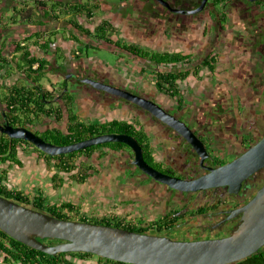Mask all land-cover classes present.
Listing matches in <instances>:
<instances>
[{
  "label": "flooded vegetation",
  "instance_id": "1",
  "mask_svg": "<svg viewBox=\"0 0 264 264\" xmlns=\"http://www.w3.org/2000/svg\"><path fill=\"white\" fill-rule=\"evenodd\" d=\"M97 1L98 7L88 15L86 11L75 13L76 25L69 26L70 29L61 26L66 34L70 33V40L56 36L58 31L48 26L55 21L47 19L48 16L42 20L39 28L30 29V33H47L45 41H51L48 48L36 50L33 55L47 60L48 64L39 72L42 73L39 81L21 74L23 79L20 80L23 82H19L27 91L41 86L39 92L45 96L44 106L53 110V113L43 117L53 115L57 120L67 111L66 127L62 129L50 123L43 124L35 114L32 121H22L20 112L17 115L21 121L15 122L12 120V107L7 106L6 100L4 103L0 101V125L24 126L41 137L47 131L67 134L72 122L69 107L75 115L74 123L97 125L100 132L102 123L116 121L128 124L132 128L127 131L110 126L102 133L132 136L137 133L134 137L142 147L145 161L154 169L181 179L200 177L210 168H217L240 157L264 138V0H163L166 5L158 0ZM47 12L48 7L41 13L47 15ZM104 21L112 25L107 34L111 39L108 43L100 40L101 35L96 32ZM22 31L23 28L5 37L7 43L4 41L0 47L1 56L7 57L9 63L4 65L6 72L3 70V76L19 72L16 67L18 57L14 62L12 56L13 43L19 39L18 34L24 35ZM53 31L56 32L52 34ZM2 34L0 36L4 39ZM94 45L96 48L106 47L121 52L134 62V72L129 65L130 68H125V74H119L102 65L98 59L86 57L88 49ZM127 47L133 48L132 52ZM6 49L13 52L6 54ZM159 56L167 60L159 62ZM37 66L35 64L33 68ZM47 73L56 77L48 87L41 83ZM58 81L59 85L55 84ZM93 81L158 103L193 131L203 143L206 156L201 161L193 147L173 128L134 103L93 87L90 84ZM17 82L9 83L8 87ZM55 89L57 91L53 95ZM67 95L71 96L69 101ZM59 111L60 116L56 118ZM82 111L89 120L81 118ZM0 136L8 137L2 132ZM16 140V146L18 143L28 144ZM100 148L103 150L96 155L95 150ZM33 152L34 155L29 158L31 168L34 171L46 168L47 183H61L66 174L73 172L72 178L84 186L82 192L89 194L90 204H106L105 207L95 205L88 214L83 213L79 218L84 215L87 220H119L123 219L119 214L114 216L101 212L115 211L117 206H123L124 210L130 212L132 209L141 212L147 203L148 207H151L150 204L155 206V217H149L147 221L142 217L137 218L132 224L144 228L146 233L178 240L232 234L242 223L243 212L240 209L264 185L263 165L246 176L236 189L219 185L196 192H180L152 179L133 165V155L123 143L95 145L89 152L85 149L74 151L72 157L68 155L70 153L50 156L36 149ZM100 154L106 155L104 166L94 162L96 157L101 158ZM5 163L10 168L14 166ZM68 165L72 167L65 170ZM17 168L30 169L27 163ZM126 172L129 175L124 180L135 183L133 189L128 191L136 197L133 207L130 203H123L126 191H122L123 187L118 181ZM7 180L8 188L15 189L9 177ZM148 184L152 190L146 189ZM144 188L147 193L142 196ZM53 198L50 199L52 203ZM92 198L96 202L93 203ZM174 217L176 220L172 221ZM260 249H264V246ZM71 255L63 259L75 264H110L94 254Z\"/></svg>",
  "mask_w": 264,
  "mask_h": 264
},
{
  "label": "water",
  "instance_id": "2",
  "mask_svg": "<svg viewBox=\"0 0 264 264\" xmlns=\"http://www.w3.org/2000/svg\"><path fill=\"white\" fill-rule=\"evenodd\" d=\"M158 1L167 4L163 0ZM90 84L145 109L178 132L193 147L201 161L206 156L203 143L193 131L158 103L109 84L97 81ZM0 132L12 139L25 140L50 156L104 143H123L133 155V165L152 179L180 192H196L219 185L236 189L246 176L264 165V138L240 157L217 168H210L208 173L200 177L181 179L150 166L144 159L141 145L132 135L102 133L58 145L44 140L24 126L0 125ZM240 211L243 212L242 223L228 236L178 240L105 224L61 219L35 209L32 199L26 206L0 195V230L26 246L49 255L84 252L128 264H232L251 256L264 246V185ZM43 239H49L52 243L47 244Z\"/></svg>",
  "mask_w": 264,
  "mask_h": 264
},
{
  "label": "trees",
  "instance_id": "3",
  "mask_svg": "<svg viewBox=\"0 0 264 264\" xmlns=\"http://www.w3.org/2000/svg\"><path fill=\"white\" fill-rule=\"evenodd\" d=\"M3 1V0H2ZM46 1L49 0H32L31 5L27 4V0H25L24 5L20 4V8L18 10L13 9L12 14L9 16V20L14 16L20 14L21 21H25L26 24L32 29L35 30L36 28H39L42 24V20L47 17L49 20H54L55 22H60V26L67 27V26H74L76 25L74 18L71 17L70 11L78 12V11H86L87 15L93 10L98 7L97 0H92L95 3H92L88 5L87 3H81L74 1L72 4L69 3V0H50L52 1L49 6V12L42 14L41 12L45 11L47 9V3ZM2 5V4H0ZM6 6V5H5ZM7 8H3L5 11ZM73 12V13H74ZM14 18V17H13ZM50 22V21H49ZM54 23V22H52ZM24 24V23H23ZM26 24H24L26 26ZM49 27H52L51 24L48 25ZM8 25L4 28V30L8 29ZM112 25L108 23L107 21H104L98 28H96V32L101 35L100 40H103L105 42H111V39L108 38L107 34L111 31ZM52 31V30H51ZM56 31L51 32L54 34ZM46 33V32H45ZM44 32H31L27 36L21 37L18 39L15 43H13L14 49L13 51L15 53H19L18 61L16 62V67L18 68V71L20 74H25L27 77L32 78L34 80L39 81L40 77L42 76V73H39L41 70L45 68V66L48 64L47 60L36 58L34 55L31 54L30 50H28V45L24 44L26 41H32L33 45L37 46L39 49H46L49 46L50 39L46 40L44 37ZM5 37V36H4ZM23 42V43H22ZM130 52L133 48L127 47ZM12 51V52H13ZM1 53V51H0ZM159 62H165L166 57L159 56L158 57ZM0 73L4 70L6 72V68L4 65H9L7 62V57L1 56L0 54ZM35 64H38L37 67L33 68ZM27 67V69L25 68ZM170 76L168 75V78ZM37 83V82H36ZM40 86V85H39ZM42 87L40 86L39 89L34 88L33 91L29 90L27 91L26 88L23 86V84L17 82L16 84L9 87L8 91V99L6 100L8 102V105L10 108L12 107L11 111L14 113L12 120L15 122H19L20 117L17 115L18 112H26L28 114H48L53 113L52 109H46L44 106L45 96H42V92H39ZM44 91V89H43ZM46 91V90H45ZM44 91V92H45ZM70 96V95H69ZM68 97V101L71 99V96ZM69 103V102H68ZM66 103V105L68 104ZM70 106V104H69ZM70 113V120L72 121L70 125L67 128V134H62L60 131H47L42 134V137L44 140L52 142L54 144H69L73 141H79L83 138L91 137L94 135H98L104 131L107 127H119L121 131H127L128 128H132L128 124H123L120 122L112 121L110 123H102L100 127L102 128V132L99 131V128L97 125L92 124H82V123H74L75 115L73 114L72 109L69 107L68 109ZM56 114V113H55ZM60 116V111L56 114V118ZM110 127V128H111ZM131 133V132H129ZM134 136H137V133L133 134ZM18 140L12 139L9 137H2L0 136V162H8V164L12 163L17 167L22 166V161L19 158L17 152H16V142ZM25 141V140H22ZM26 142V141H25ZM120 145V143H104L99 144L97 146H114V145ZM92 148H95V146L87 147L85 148L86 151H91ZM37 151H40L36 149ZM80 151V150H79ZM75 152H72L68 154L70 157ZM61 156V155H60ZM50 158V157H47ZM72 167V165L65 166V170H69ZM68 172V171H67ZM61 181V180H60ZM7 178L6 175L3 173V175H0V195L3 197H6L8 199H11L13 201H16L22 205H29L31 199L33 200V207L37 210L44 211L48 214H52L55 217L61 218V219H71L69 214L65 212L66 211H75L77 212V207L69 201L61 202L60 204H51L50 199L44 194V192L39 191L36 195L30 197L26 194H24L20 190L16 189H8L7 185ZM54 185V184H53ZM165 219L167 217H164ZM80 221H88L91 223H99V224H105L110 225L114 227H119L123 229H127L130 231L140 232V233H146L147 231L144 228H137L132 223H129L125 219H109V218H102L99 221H96L94 219L87 220V218L82 215L80 218H78ZM164 220V219H163ZM172 221L176 220V218H171ZM162 222L161 220L159 221ZM161 227V226H157ZM45 243H49L48 241H51L49 239H43L42 240ZM0 253L3 255V261L2 263H8V264H61L64 262H68V264H75L74 262L68 261L67 259H63L64 256L75 254L74 252H66V253H57L56 255H49L44 252H41L39 250L33 249L31 247L26 246L25 244L9 237L7 234L2 232L0 230ZM91 253H84V252H77V255L81 256H87ZM107 263L110 264H128V263H122L119 261H113L109 259H105ZM232 264H264V249H259L256 253L252 254L251 256L240 260L236 263Z\"/></svg>",
  "mask_w": 264,
  "mask_h": 264
},
{
  "label": "rangeland",
  "instance_id": "4",
  "mask_svg": "<svg viewBox=\"0 0 264 264\" xmlns=\"http://www.w3.org/2000/svg\"><path fill=\"white\" fill-rule=\"evenodd\" d=\"M23 3H25V0H3V1L0 0V4H2V5H0V35L3 33L2 34L3 37H4V34L7 33V30H4V28L8 25L7 22H10L9 19H8L9 14L10 13L12 14V12H13L12 9L18 10L20 8V4L24 5ZM31 3L30 4L27 3V4L28 5H31ZM3 8H7V9L4 11ZM20 16H21L20 14L14 15V18H19L20 19ZM23 22L24 21H21V19H20V22L16 25L15 31L19 32V31L22 30V28L24 30V33L22 32L24 35L18 34V37L19 38L20 37H24L26 34H28V35L30 34V29L31 28L28 25L25 26L23 24ZM84 22H87V21L84 20ZM54 25H56V24H52V27H50V29H53L54 28ZM114 35H116V34H114ZM5 37L8 38V36H5ZM5 37L3 39L0 36V47L3 45L2 43H4V41L6 42V40H5L6 38ZM115 37L116 36H114L113 38H115ZM32 43L33 42H30L29 43V44L32 45V48L34 50H39V48L37 46L33 45ZM5 47H6V45H5ZM5 52H6V54H9V53L12 52V49H10V50H7L6 49ZM33 54H34V52L32 53V55ZM18 56H19V53H16L15 55L13 54L12 59L14 60V62H15V60H16V58ZM86 57H88L89 59L90 58L98 59L99 61H101L100 63L102 65H104L105 67H107L109 69L116 70L119 74H121V73L122 74H125V71H126L125 68L126 67L130 68V66H132L131 70L133 72H134V70L136 68L134 62L132 60L129 61L128 58L126 56H124L121 52L112 51V50L107 49L106 47L96 48L95 45H94L93 47H91V48L88 49V53H87V56ZM0 63H1V61H0ZM14 65H15V63H14ZM51 78H53V80H51ZM55 78L56 77H52L51 76V73H47V74L44 75V78L41 79V83H42L43 86H47L48 87V85L51 84V82H53L55 80ZM20 79H23V76L21 74H19V72L12 73L11 76H9V75L8 76H6V75L3 76V71L0 73V101L1 102L4 103L5 100L8 99V95H9L8 94V91H9L8 84L11 83V82H13V81H16V80L18 82L19 81L20 82H23ZM55 84L59 85V81L57 83H55ZM57 89H55V90L52 91L53 95L56 93ZM48 90H49V88H48ZM5 110L6 109L4 108V111ZM20 113H21L20 117L22 118V121H26V120L32 121L34 119V116H35L34 114H28V113L22 112V111H20ZM79 113L80 114L83 113V115H82L83 117L80 116L82 119H84L85 121L86 120H89L88 119V116L84 114L85 113L84 111H82V113L81 112H79ZM67 114H68V112L67 111H64L63 112V116L60 117L57 120H54V116L53 115L51 117L47 118V117H43V116H45V114H38L37 115L38 116L37 119H38V121H40L43 124L48 125L50 123L54 127H58V128L64 129L66 127V124L68 123ZM29 127L30 128L31 127L33 128L34 126H29ZM28 144H30V143H28ZM28 144L18 143L17 146H16L18 148L16 150V152H17L19 158L22 161V165H24L25 163H27V164L29 163V158L31 157V153H34L33 151L35 149H37L33 145H31V144L28 145ZM22 150L24 152H21ZM102 150H103V148L96 149L95 150L96 151V155L100 151H102ZM96 158L97 159L94 161L96 164H98V165H100V164L103 165L104 164L105 165V163H106L105 162V160H106V155L105 154L104 155H101V158H100V156L99 157H96ZM80 160L83 161V162H85V159L82 160V158H80ZM69 161L71 162V160H69ZM88 161L89 160H87V163L86 164H88ZM49 166H50V164H49ZM96 167L98 168V166H96ZM13 170H15V171H22L21 169H18L17 166H15V165L10 168L9 166H7V164L5 162L4 163L3 162H0V175H3V173H4L6 175V178H8L9 175H10V173H12L13 174V177H15L17 175V173H14L15 171H13ZM72 173L73 172H69L68 174H66V176H68L67 178H66V176L65 177L63 176L64 177V180L62 179L61 183L59 181H56L55 185L57 186L56 187L57 191L59 189H62L65 192L63 194H65L66 196L67 195H70V196L73 197L72 202L77 207V212L70 211L69 212V216L73 220H78V218H79V216L81 214L84 213V215H86V214H88L90 212V210L92 208H95V207H105L106 204L104 205L102 202H99L98 204H95L97 206H95L92 203L90 204V202H89L90 201L89 194L88 193H85V192H82L84 186H80V184L77 182V180H74L72 178ZM31 175L32 176H35V181H33V183L37 184V180H40L41 183L43 182V177H36V173H32ZM128 175H129V173L126 172L125 175L123 174L121 177L118 178V181H119L121 187H123L122 191H126V198L123 200V203H130L131 206L133 207L134 204H136L135 203V198L136 197L133 196V195H131L128 191L130 189H133V186L135 185V183L134 184H131V183H129V180H124V179H127V176ZM74 176H75V174H74ZM37 178H39V179H37ZM41 183L39 184L40 186H42ZM146 187H147L146 189L152 190L151 187H150V184H148V186H146ZM21 188L20 187H17V189H21ZM34 188H36V187L34 186ZM25 189H26V187L24 185L23 186V191ZM125 189H127V190H125ZM27 191H31V192H29V193L26 194V195H28L30 197H32L34 193H37V192H35L36 190H33V188H31V187L27 188ZM143 191H144V193H142V196H144L147 193L146 190H145V188L143 189ZM47 197L49 199H51V196L50 195H47ZM66 199H69V198H66ZM53 200H54V202L51 203V204H54V203L55 204L56 203L57 204H60L61 202H64L59 197V195L56 198H53ZM92 202L94 203V202H96V200L92 198ZM117 205H119V204H117ZM150 206L152 208L151 207H148V205L146 203L145 206L142 207L141 212H138L137 209H132V212H130V210L129 211L124 210V208H122L123 206H117V209L115 211L108 212L107 210H103L104 213H103V211L101 213L102 214H108V215H114V216H117L119 214L120 217H123V219H125L129 223H133L135 221V219H137V218H141L142 217V220L147 221L149 217H152V218L155 217L154 216L155 209H153V207H155V206H152L151 204H150ZM120 207L122 209H120ZM2 261H3V255L0 253V264H4V263H2ZM5 264H8V263H5Z\"/></svg>",
  "mask_w": 264,
  "mask_h": 264
},
{
  "label": "crops",
  "instance_id": "5",
  "mask_svg": "<svg viewBox=\"0 0 264 264\" xmlns=\"http://www.w3.org/2000/svg\"><path fill=\"white\" fill-rule=\"evenodd\" d=\"M74 1H76V2H81V3H87L88 5H90V4H92V3H95L94 1H92V0H69L68 2L69 3H73ZM32 2V0H28L27 1V3H31ZM52 1H46V3H47V7L49 8V6H50V3H51ZM97 3H98V1H97ZM99 4V3H98ZM13 10V9H12ZM74 11H70V13L68 14V15H65L66 17L67 16H69L71 13V17H69V18H74L75 17V13L76 12H74ZM9 14V13H8ZM11 15V13L9 14V16ZM14 17V16H13ZM11 18L9 21L10 22H7V24H8V29H7V33L6 34H4V36H12L16 31H15V29H16V25L20 22V19L19 18ZM8 19H9V17H8ZM75 19V18H74ZM75 22L77 23V20L75 19ZM24 24H26V22L24 21L23 22ZM59 23H61V21L60 22H54V24H56V25H54V28L53 29H55L56 31H58L57 33H56V36H58L59 38H67V40H70L69 38L71 37L70 36V33L69 34H66V31L64 30V29H62L61 28V26H60V24ZM27 25V24H26ZM56 27V28H55ZM68 28H69V26H68ZM70 29V28H69ZM23 33H24V31H22ZM47 35V33H45L44 34V39H46V36ZM25 36H27V35H25ZM18 37V36H17ZM21 38V37H20ZM19 38V39H20ZM60 41H61V39H59ZM65 40V39H64ZM30 42H32V41H26V42H24V44H26V45H29L28 46V50H30V52H31V54L34 52V51H36V50H34L33 48H32V45L31 44H29ZM23 43V42H22ZM14 47V46H13ZM14 54H15V52H13ZM32 155H34V153H31V156ZM29 167H30V169H28V170H26V169H23L22 171H15V170H13V171H15L14 173H17V177L15 176V177H13V174L12 173H10V175H9V181H11L12 183H13V185H14V188L16 189V190H20V191H22L23 190V186L25 185V187H26V189L24 190V191H22L24 194H27V193H29V192H31V191H27V188H29V187H31V188H33V190H36L35 192H38V190L39 191H41V192H43V191H45V195L47 196V195H50L51 196V198L52 197H54V198H56L58 195H59V197L62 199V201H69V202H72V199H73V197L72 196H70V195H65V194H63V193H65L62 189H59L58 191H57V189H56V185H53V184H49V183H47V179L45 178V177H47L46 175L48 174L47 173V169L46 168H42V169H40L39 171H36V169H35V171H34V169L33 168H31V162L29 161ZM45 167V166H44ZM32 173H36V177H43V182L41 183V181L40 180H37V179H39V178H37L36 180H37V184H35V183H33V181H35V176H32L31 174ZM41 183V185L42 186H40L39 184ZM34 186L36 187V188H34ZM11 187V186H10ZM17 187H22L21 189H17ZM127 190V189H126ZM59 192V193H58ZM36 193H34L33 195H35ZM66 198H69V199H66ZM54 201V200H53ZM73 203V202H72Z\"/></svg>",
  "mask_w": 264,
  "mask_h": 264
},
{
  "label": "clouds",
  "instance_id": "6",
  "mask_svg": "<svg viewBox=\"0 0 264 264\" xmlns=\"http://www.w3.org/2000/svg\"><path fill=\"white\" fill-rule=\"evenodd\" d=\"M80 2V1H79ZM68 213V212H67ZM69 214V213H68Z\"/></svg>",
  "mask_w": 264,
  "mask_h": 264
},
{
  "label": "built area",
  "instance_id": "7",
  "mask_svg": "<svg viewBox=\"0 0 264 264\" xmlns=\"http://www.w3.org/2000/svg\"><path fill=\"white\" fill-rule=\"evenodd\" d=\"M67 213V212H66ZM68 214V213H67Z\"/></svg>",
  "mask_w": 264,
  "mask_h": 264
}]
</instances>
